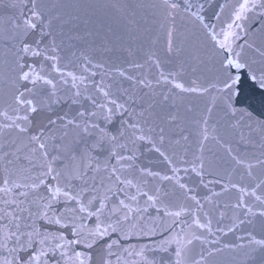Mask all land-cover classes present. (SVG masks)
<instances>
[{
  "label": "snow or ice",
  "instance_id": "6c2138e0",
  "mask_svg": "<svg viewBox=\"0 0 264 264\" xmlns=\"http://www.w3.org/2000/svg\"><path fill=\"white\" fill-rule=\"evenodd\" d=\"M0 12V264H264V0Z\"/></svg>",
  "mask_w": 264,
  "mask_h": 264
},
{
  "label": "water",
  "instance_id": "95a60500",
  "mask_svg": "<svg viewBox=\"0 0 264 264\" xmlns=\"http://www.w3.org/2000/svg\"><path fill=\"white\" fill-rule=\"evenodd\" d=\"M3 13L2 12H0V15H2ZM146 27H148V26H151V25H145ZM244 79V77H242V80ZM225 258H226V254H225V256H222V257H219L218 258V260H220V262H221V264H223V261L225 260Z\"/></svg>",
  "mask_w": 264,
  "mask_h": 264
}]
</instances>
